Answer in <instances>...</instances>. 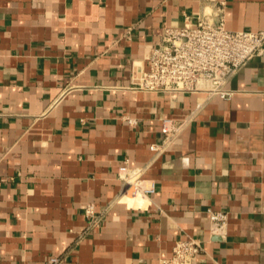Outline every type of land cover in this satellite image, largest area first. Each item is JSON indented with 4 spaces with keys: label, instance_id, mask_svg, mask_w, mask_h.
I'll return each instance as SVG.
<instances>
[{
    "label": "crops",
    "instance_id": "crops-1",
    "mask_svg": "<svg viewBox=\"0 0 264 264\" xmlns=\"http://www.w3.org/2000/svg\"><path fill=\"white\" fill-rule=\"evenodd\" d=\"M206 17L258 32L264 0H0L3 264H158L188 237L202 264H264V55L230 100L129 89L164 28ZM166 118L185 126L163 145Z\"/></svg>",
    "mask_w": 264,
    "mask_h": 264
},
{
    "label": "built area",
    "instance_id": "built-area-1",
    "mask_svg": "<svg viewBox=\"0 0 264 264\" xmlns=\"http://www.w3.org/2000/svg\"><path fill=\"white\" fill-rule=\"evenodd\" d=\"M264 55V28L258 32L233 31L226 27L224 18L213 22L203 18L195 26L164 28L161 41L150 46L142 62H133L134 74L130 90L153 94H199L207 98L230 100L234 96L227 84L251 60ZM129 119L128 123L132 124ZM184 122L163 119V145L176 137ZM154 152L159 146H151ZM140 171L127 166L119 169V178L135 196L154 192L141 179ZM87 217H94V207L88 206ZM211 232L222 235L229 216L226 212H209ZM202 240L188 237L175 242L169 258L158 264H202L205 254ZM60 258H51L49 264H59ZM0 264H3L0 261Z\"/></svg>",
    "mask_w": 264,
    "mask_h": 264
}]
</instances>
